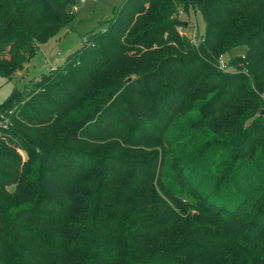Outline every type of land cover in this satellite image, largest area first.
I'll list each match as a JSON object with an SVG mask.
<instances>
[{
	"label": "trees",
	"instance_id": "trees-1",
	"mask_svg": "<svg viewBox=\"0 0 264 264\" xmlns=\"http://www.w3.org/2000/svg\"><path fill=\"white\" fill-rule=\"evenodd\" d=\"M73 3L0 0V78ZM86 40L0 104V264H264V0H124Z\"/></svg>",
	"mask_w": 264,
	"mask_h": 264
},
{
	"label": "rangeland",
	"instance_id": "rangeland-1",
	"mask_svg": "<svg viewBox=\"0 0 264 264\" xmlns=\"http://www.w3.org/2000/svg\"><path fill=\"white\" fill-rule=\"evenodd\" d=\"M80 1L75 0L76 3L68 8L69 13L74 15V19L69 25L64 26L47 43L41 45L38 53L25 64L23 69L15 71L8 79L0 78V104L4 103L15 90L24 91L26 89V91H30L34 87V79L62 65L71 54L82 49L87 37L93 32L100 31L106 23L111 21L115 16V12L119 10L124 2V0L89 1L81 6L78 12H74V8ZM196 12L191 10L190 14H186L179 11V14H174V17L184 22L187 27L179 26L177 28L180 35L191 39V41L195 39L198 44L203 39L206 25L202 13ZM246 51V47H238L232 50L230 55H220L218 61H222L227 65V71H234V67L230 62L231 58L245 56ZM160 243L163 246H169L174 241L170 237H163Z\"/></svg>",
	"mask_w": 264,
	"mask_h": 264
},
{
	"label": "built area",
	"instance_id": "built-area-1",
	"mask_svg": "<svg viewBox=\"0 0 264 264\" xmlns=\"http://www.w3.org/2000/svg\"><path fill=\"white\" fill-rule=\"evenodd\" d=\"M89 1H95V0H81L78 5L74 8V12H78L79 8L83 5H85ZM192 42L197 46V42L195 39L192 40ZM220 68L224 71L227 70V65L224 62H220ZM10 125V118L7 116V114L3 111H0V127H8Z\"/></svg>",
	"mask_w": 264,
	"mask_h": 264
}]
</instances>
